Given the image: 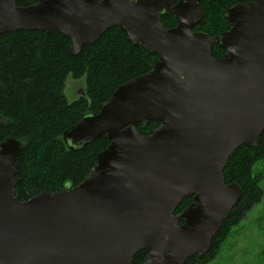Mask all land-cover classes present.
Instances as JSON below:
<instances>
[{
	"label": "water",
	"instance_id": "obj_1",
	"mask_svg": "<svg viewBox=\"0 0 264 264\" xmlns=\"http://www.w3.org/2000/svg\"><path fill=\"white\" fill-rule=\"evenodd\" d=\"M200 1L39 0L23 8L0 0V36L57 32L77 57L120 27L159 56L65 132L72 150L111 141L79 186L22 202L23 145H0V264H133L142 251L143 264H186L211 250L244 195L226 183L225 168L264 133V0L229 8V30L215 37L194 31L205 18ZM167 15L176 27H165ZM215 45L223 57L213 56ZM154 121L161 125L142 135L138 125Z\"/></svg>",
	"mask_w": 264,
	"mask_h": 264
},
{
	"label": "trees",
	"instance_id": "obj_2",
	"mask_svg": "<svg viewBox=\"0 0 264 264\" xmlns=\"http://www.w3.org/2000/svg\"><path fill=\"white\" fill-rule=\"evenodd\" d=\"M38 1L19 0L17 6L30 7ZM251 1L201 0L205 18L194 31L212 37L222 35L229 30L226 11ZM162 22L167 29L177 26L174 15L162 17ZM69 44V38L57 32L19 31L0 36V145L8 139L23 145L17 186L22 202L44 192L77 187L87 179L97 166L98 155L111 141L102 136L80 150H72L64 141L65 132L83 115L97 114L119 86L150 72L159 59L134 46L120 27L107 31L97 43L86 45L77 57L70 54ZM224 54L219 46L213 47L215 58ZM69 77L85 79L86 84L85 95L73 103L65 95ZM160 125L158 121L145 122L138 125V130L147 136ZM260 162H264V133L258 147H241L230 158L224 171L225 181L228 185L238 184L243 198L222 224L211 250L202 259L196 256L186 264L212 261L232 229L262 201L263 174L255 171ZM192 202L193 196L187 197L176 214ZM183 223L182 220L180 224ZM147 256L148 252H140L133 264H143Z\"/></svg>",
	"mask_w": 264,
	"mask_h": 264
},
{
	"label": "rangeland",
	"instance_id": "obj_3",
	"mask_svg": "<svg viewBox=\"0 0 264 264\" xmlns=\"http://www.w3.org/2000/svg\"><path fill=\"white\" fill-rule=\"evenodd\" d=\"M85 90V79H67L65 95L69 103L84 96ZM263 168L264 162H260L255 171L263 174L260 186L264 190ZM205 264H264V197L247 213L240 224L232 229L212 261Z\"/></svg>",
	"mask_w": 264,
	"mask_h": 264
}]
</instances>
